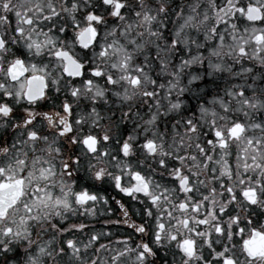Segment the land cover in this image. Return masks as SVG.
<instances>
[{"label": "clouds", "instance_id": "clouds-1", "mask_svg": "<svg viewBox=\"0 0 264 264\" xmlns=\"http://www.w3.org/2000/svg\"><path fill=\"white\" fill-rule=\"evenodd\" d=\"M0 264H264V0H0Z\"/></svg>", "mask_w": 264, "mask_h": 264}]
</instances>
